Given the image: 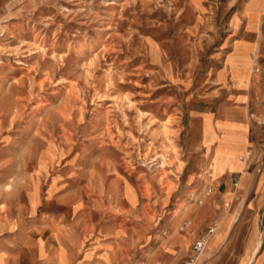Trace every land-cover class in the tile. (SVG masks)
Returning <instances> with one entry per match:
<instances>
[{"label": "rangeland", "instance_id": "rangeland-1", "mask_svg": "<svg viewBox=\"0 0 264 264\" xmlns=\"http://www.w3.org/2000/svg\"><path fill=\"white\" fill-rule=\"evenodd\" d=\"M244 1L0 0L2 264H42L94 214L102 264L181 263L165 241L208 183L198 115Z\"/></svg>", "mask_w": 264, "mask_h": 264}, {"label": "crops", "instance_id": "crops-1", "mask_svg": "<svg viewBox=\"0 0 264 264\" xmlns=\"http://www.w3.org/2000/svg\"><path fill=\"white\" fill-rule=\"evenodd\" d=\"M230 24V37L215 68L219 85H227L225 94L198 115L197 142L210 159L208 183L199 196L202 202L187 211L181 230L172 229L165 244L182 255L214 224L202 264H264V160L251 166L256 155H264V122L251 118L264 113L262 104L254 105L264 98V0H245L232 11ZM210 184L213 189L207 191ZM95 216L82 220L83 234L74 232L71 240H43L37 253L42 264H102V218ZM96 232L97 239L91 240ZM3 258L0 253V264ZM148 264L154 263L148 259Z\"/></svg>", "mask_w": 264, "mask_h": 264}, {"label": "built area", "instance_id": "built-area-1", "mask_svg": "<svg viewBox=\"0 0 264 264\" xmlns=\"http://www.w3.org/2000/svg\"><path fill=\"white\" fill-rule=\"evenodd\" d=\"M236 181H234L235 183ZM212 185L207 187V191L212 190ZM198 203L202 202V197L196 198ZM215 230V225L211 224L206 227L197 237L193 239L190 244L189 250L187 254L184 256L182 260V264H201L199 261L200 253L205 249L207 242L211 236V234Z\"/></svg>", "mask_w": 264, "mask_h": 264}]
</instances>
